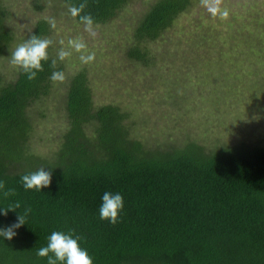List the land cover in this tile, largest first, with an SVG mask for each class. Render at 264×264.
Listing matches in <instances>:
<instances>
[{
    "label": "trees",
    "instance_id": "1",
    "mask_svg": "<svg viewBox=\"0 0 264 264\" xmlns=\"http://www.w3.org/2000/svg\"><path fill=\"white\" fill-rule=\"evenodd\" d=\"M129 1L62 0L68 8L85 3L73 17L84 24L80 17L91 15L93 25H105ZM191 5L150 4L127 57L147 64L144 44L156 41ZM8 15L0 0V58L9 57L15 42ZM48 34V22L40 19L23 41ZM47 52L35 79L18 67L10 78L0 73V181L16 191L8 198L0 191V208L20 202L19 209L0 214V229L31 209L11 240L0 236V264H47L36 252L54 231L81 237L93 264H264V133L214 148L190 138L148 145L132 137L129 113L94 104L86 74L78 71L64 83L67 127L56 150L36 154L29 111L49 96L52 72H63L58 57ZM40 168L51 171L50 185L25 190L21 176ZM105 192L123 197L115 224L99 217Z\"/></svg>",
    "mask_w": 264,
    "mask_h": 264
},
{
    "label": "rangeland",
    "instance_id": "2",
    "mask_svg": "<svg viewBox=\"0 0 264 264\" xmlns=\"http://www.w3.org/2000/svg\"><path fill=\"white\" fill-rule=\"evenodd\" d=\"M154 1L130 0L111 21L93 25L91 35L62 0H1L9 12L13 49L24 42L35 22L44 19L51 52L57 56L64 48L70 53L59 59L63 82H55L49 96L29 111L34 153L56 150L67 127L64 83L78 71L86 74L94 104H114L129 113L132 137L145 144L190 138L214 148L262 136L264 0H223L227 18L212 16L200 0H192L171 28L144 44L148 54L143 65L127 57V50L140 16ZM70 40L82 41L85 47L77 51ZM88 55L94 58L88 61ZM15 69L10 54L0 58L2 75L10 78Z\"/></svg>",
    "mask_w": 264,
    "mask_h": 264
},
{
    "label": "clouds",
    "instance_id": "3",
    "mask_svg": "<svg viewBox=\"0 0 264 264\" xmlns=\"http://www.w3.org/2000/svg\"><path fill=\"white\" fill-rule=\"evenodd\" d=\"M223 0H200V4L204 7L212 16L221 15L227 18L229 12L227 9H222L221 5ZM86 7L85 3H81L78 7L71 6L69 12L73 16L79 15ZM81 21L85 25V31H88L91 35H95L93 31V19L91 15H85L80 17ZM49 23L52 27H55V21L50 19ZM52 40L48 38H41L38 35H32L24 42L18 44L10 53V64L14 67L22 69L29 80L35 79L37 72L43 71L42 61L48 59L47 49L52 44ZM70 46L80 51L85 47L82 41L70 40ZM70 53L64 48H61L57 57L60 60H64ZM94 58L93 55H88L86 60L90 61ZM84 60V57H81ZM56 61H52V66L55 67ZM50 79L54 82H63L65 79L64 74L60 71L52 72ZM21 182L25 190L36 189L41 190L46 188L51 183V171H46L45 168H40L34 172L21 176ZM0 191L3 192V196L8 198L16 194L15 189L5 188V183L0 181ZM20 208V202L17 201L12 205L4 208H0V214L7 215L8 211H15ZM123 208V197L119 193L105 192L102 196V204L99 208V217L101 220H108L110 223H117L118 213ZM31 211L30 208H26L23 214H18L15 223L6 228L0 229V236L7 240H11L15 235V229H18L26 223V216ZM74 232L70 231L65 234L60 231H54L48 237L47 245L40 247L36 255L37 257H47V264H93L92 258L88 255L85 249H82L78 243L81 239L79 236L73 238ZM52 253V255H49Z\"/></svg>",
    "mask_w": 264,
    "mask_h": 264
}]
</instances>
